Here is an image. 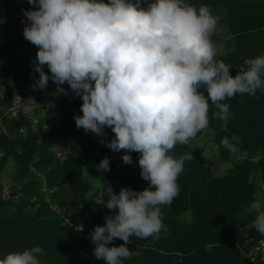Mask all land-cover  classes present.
Wrapping results in <instances>:
<instances>
[{"label": "trees", "instance_id": "16d2710c", "mask_svg": "<svg viewBox=\"0 0 264 264\" xmlns=\"http://www.w3.org/2000/svg\"><path fill=\"white\" fill-rule=\"evenodd\" d=\"M150 2L146 0L144 6ZM187 2L197 8L207 5L218 17L217 31L211 38L225 41L227 49L215 59L232 66V76L245 59L264 55V0ZM33 9L28 0H0V35L4 29H21L24 11ZM219 30L226 34L224 40L216 37ZM25 52L22 43L8 40L0 45V81L7 83L0 119V174L10 160L14 161L11 194L18 195H4L0 183V259L40 246L44 249L39 256L42 264H106L93 255L91 233L95 226L104 225L106 215L118 213V209L109 210L104 205L109 199L107 186L116 194L123 187L136 191L149 187L150 182L140 175V154L107 147L115 136L110 127L104 128L103 138L77 128L74 116L82 115V99L65 84L61 87L67 94H58L51 101L60 119L53 124L37 119L40 128L48 126L46 135L34 128V118L23 109L17 116L9 114L15 95L10 78L17 76L33 84L39 78ZM44 71L51 75L47 66ZM52 82L50 79L48 84ZM28 88L18 93L20 101L28 96ZM209 103L207 127L213 131L219 157L229 162L232 154L221 144L223 138H228L240 157L235 158L228 174L216 175L203 160V150L190 146L192 139L186 145L177 144L171 155L178 158L191 153L194 159L184 163L177 180L178 196L170 205L159 206L164 228L158 238L132 236L127 245L132 256L122 258V264H264L261 252L255 255L253 250L264 241V235L254 226L255 214L244 212L256 198L257 182L264 185V91L258 89L253 96L237 94L224 101L232 113L226 124L214 115L219 110ZM55 140L67 153L57 155ZM124 154L131 155L132 164L123 162ZM105 157L109 158L110 171L98 172L96 166ZM85 170L99 183L97 190L85 178ZM37 173L43 176L45 191ZM85 214L89 215L86 219ZM123 243L116 239L108 246Z\"/></svg>", "mask_w": 264, "mask_h": 264}, {"label": "clouds", "instance_id": "9594fccd", "mask_svg": "<svg viewBox=\"0 0 264 264\" xmlns=\"http://www.w3.org/2000/svg\"><path fill=\"white\" fill-rule=\"evenodd\" d=\"M28 0L30 24L26 40L38 47L34 90H44L51 79L57 94H67V83L82 99V115L74 116L77 128L103 138L105 127L115 134L107 142L113 151L140 154L138 166L149 187L136 191L107 186L104 204L115 215H106L95 226L93 255L106 264L130 259L131 237H157L164 228L160 205H170L179 194L178 177L191 153L174 157L171 150L186 145L208 126L209 100L225 124L231 118L224 101L237 94L253 96L264 91V55L245 59L235 76L232 66L215 59L211 36L218 17L207 5L199 8L187 0ZM47 66L51 75L44 71ZM200 89H204L207 95ZM101 143H105L103 139ZM221 144L236 148L228 138ZM125 164H132L124 154ZM110 171L109 158L96 166ZM244 209L255 214L254 226L264 235V192ZM124 243L112 246L114 240ZM40 246L13 252L0 264H42Z\"/></svg>", "mask_w": 264, "mask_h": 264}, {"label": "rangeland", "instance_id": "374dc122", "mask_svg": "<svg viewBox=\"0 0 264 264\" xmlns=\"http://www.w3.org/2000/svg\"><path fill=\"white\" fill-rule=\"evenodd\" d=\"M221 11L222 10H220V12ZM27 24H30V22L27 20V18L24 15L23 25L21 29H18V28L12 29L8 32H6V29H4L2 34L0 35V45L6 43L8 40H11L17 44L18 43L24 44L25 50H26L25 53H26L27 61L29 65L35 67L36 63H38L36 59L38 47L33 45L28 40H26L23 36V31ZM225 36L226 34L224 35V33H222L221 30H219L217 32L216 37L224 40ZM211 40L216 46L217 55H220L226 52L227 48L225 45V41L218 42V41H214L212 38ZM32 85L34 84L25 83L21 81L20 78L17 76H12L9 80V86L13 89V92L15 94L13 98H15V96L18 95V93L21 90L27 89L29 87L27 90L28 96L22 99V101L20 102L21 103L20 106L22 107L24 111L28 112L31 118L38 119L39 121L47 120L49 124H53L57 122L60 119V114H58L57 111L51 105L52 99H54L55 97H58L57 88L55 86L56 84L54 82L49 83L47 88L44 90H34ZM65 85L68 89L70 88L67 83H65ZM6 89H7V83L0 81V119L2 116L1 110L4 108L3 104L5 102L4 98H6ZM38 92L41 93V99L39 100L37 96ZM203 92L205 95H207L206 91H203ZM8 113H10L9 110H8ZM32 123H33L34 128L39 129V131L41 132L43 136L47 134L48 126L47 128L45 127L40 128V126L36 125L35 122H32ZM212 135H213V131L209 127H207L203 129V131L201 132L199 136L192 139L190 146L195 147V148H201L203 150L202 151L203 160L213 167L216 175H226L229 173V170L232 168L233 161L238 159L240 155L237 156L236 151L232 152L230 161L229 162L224 161L218 155L219 150H218L217 145L213 142ZM53 148L54 150H56V152L61 151L63 153H67V150L64 148V146L56 140L54 141ZM14 167H15L14 161L10 160L8 166L5 167L4 171L0 174L1 176L0 183L4 188L3 190L4 195L6 196L10 195L12 197L17 198L18 195L15 192L11 194L13 190L12 186L15 184L13 180ZM84 174H85V178L93 185V190L94 191L97 190V188L99 187V183L92 177V175L89 172H86V170L84 171ZM36 177L38 179V182L42 190L45 191L46 188L44 186L43 176L40 173H37ZM257 188H258V192H264L263 184L257 182ZM88 216H89L88 214H85L83 218L86 219Z\"/></svg>", "mask_w": 264, "mask_h": 264}, {"label": "built area", "instance_id": "2783aa9c", "mask_svg": "<svg viewBox=\"0 0 264 264\" xmlns=\"http://www.w3.org/2000/svg\"><path fill=\"white\" fill-rule=\"evenodd\" d=\"M20 96L19 95H16L15 98H13L12 100V104H11V107L9 108V111L12 116H17L18 115V110L21 111L22 110V107L20 106ZM33 122H38L37 119H32ZM21 132H23V129L20 130ZM57 155H60L61 151L59 152H56ZM254 254L257 255L258 252L260 251L261 252V255L262 257L264 258V241H261L258 245H255L254 248Z\"/></svg>", "mask_w": 264, "mask_h": 264}, {"label": "water", "instance_id": "95a60500", "mask_svg": "<svg viewBox=\"0 0 264 264\" xmlns=\"http://www.w3.org/2000/svg\"><path fill=\"white\" fill-rule=\"evenodd\" d=\"M37 96H38V100L41 99V93L40 92H38Z\"/></svg>", "mask_w": 264, "mask_h": 264}]
</instances>
